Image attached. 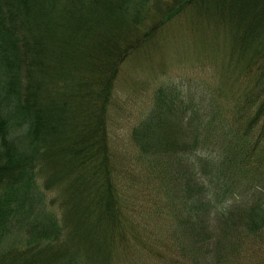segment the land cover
<instances>
[{
    "label": "trees",
    "instance_id": "1",
    "mask_svg": "<svg viewBox=\"0 0 264 264\" xmlns=\"http://www.w3.org/2000/svg\"><path fill=\"white\" fill-rule=\"evenodd\" d=\"M185 10L222 32L218 74L239 84L238 116L218 117L219 106L205 114L158 86L130 139L147 163L173 168L190 245L219 243L208 214L227 191L231 156L200 149L208 134L229 135L247 157L264 139V0H0V264H109L127 221L106 127L113 81L130 52ZM208 163L202 177L197 166ZM260 209L246 211L247 229L263 225Z\"/></svg>",
    "mask_w": 264,
    "mask_h": 264
},
{
    "label": "rangeland",
    "instance_id": "2",
    "mask_svg": "<svg viewBox=\"0 0 264 264\" xmlns=\"http://www.w3.org/2000/svg\"><path fill=\"white\" fill-rule=\"evenodd\" d=\"M212 31L210 24L185 10L118 66L106 127L127 221L124 237L115 241L110 252L109 264H264V223L252 231L244 225L245 213L253 204L261 206L259 217L264 214V139L247 158L242 156L243 147L231 146L229 135L224 139L213 133L204 137L202 154L230 155L231 160L230 178L223 179L227 191H217L208 214L209 228L219 243L209 241L200 248L193 242L190 245L187 227L181 222L187 200L177 192L179 179L174 178L173 168L157 166L155 160L147 163L130 139L131 126L151 107L158 86H173L183 100H196L205 114L219 106L218 117L234 121L238 116L232 105L240 99L239 84L229 85L218 74L224 39L222 32L214 37ZM257 122L247 132L251 141L260 131L261 121ZM232 158L240 163L234 166ZM150 159L158 160L152 155ZM187 160L182 161L186 168ZM197 169L206 177L209 170L214 171V164Z\"/></svg>",
    "mask_w": 264,
    "mask_h": 264
}]
</instances>
